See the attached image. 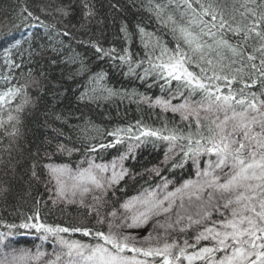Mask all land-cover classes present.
Masks as SVG:
<instances>
[{"label":"snow or ice","instance_id":"6c2138e0","mask_svg":"<svg viewBox=\"0 0 264 264\" xmlns=\"http://www.w3.org/2000/svg\"><path fill=\"white\" fill-rule=\"evenodd\" d=\"M149 5L163 25H172L176 43L169 49L157 39L151 54L146 53L149 67L140 78L153 76L163 81L162 89L167 86L170 90L175 82L172 98L183 102L173 104L171 99L157 98L155 104L179 113L184 121H193L195 131L191 130L192 123L185 133L176 127L152 128L137 121L134 126L108 133L113 138L109 143L83 146L90 154L113 148L125 139L130 141L127 153L109 163L86 160L87 167L44 165L57 200L85 207L95 223H43L37 211L19 228L35 230L45 241L51 237L58 249L46 254L39 246L35 253L12 248V242L5 241L13 233H0V264H264V0H232L230 6L216 0L207 4L202 0H149ZM82 7L86 16L92 15L87 0H82ZM27 16L32 13L27 12ZM139 32L146 34L144 28ZM229 33L236 43L228 38ZM19 44L16 41L12 47ZM93 47L104 56L115 51ZM124 51L126 55L116 58L128 63L129 72H133L131 55ZM5 54H10L8 49ZM79 55L74 53L70 59L74 65L78 63L77 73L86 75L90 69L84 58L77 62ZM142 66L140 61L137 67ZM92 78L98 83L104 76L97 73ZM25 87L11 86L0 94V111ZM254 87L260 90L252 91ZM104 91L110 96L116 94L111 89ZM28 102L25 92L15 111H22ZM14 120L19 122L8 111L6 120L0 118V128ZM15 132L13 126V132L6 131L5 135ZM81 132L86 135V129ZM155 141L168 144L165 162L169 153L179 148L181 160L172 167H183L190 160L195 179H187L171 191L165 180L157 186L163 195L146 191L102 213L108 191L115 195V186L128 175L123 166L128 154L141 144ZM56 151L71 155L81 149L57 144ZM205 156L207 159L202 160ZM89 195L91 203L86 200ZM152 221L149 231L146 226ZM142 231L147 234L141 235ZM189 231L194 233L192 242L185 239L181 244L176 237ZM75 233L91 241L66 238Z\"/></svg>","mask_w":264,"mask_h":264},{"label":"trees","instance_id":"16d2710c","mask_svg":"<svg viewBox=\"0 0 264 264\" xmlns=\"http://www.w3.org/2000/svg\"><path fill=\"white\" fill-rule=\"evenodd\" d=\"M87 2L92 9L89 16L85 15L82 0H0V94L11 86H26L10 106L5 105L0 111V118L6 120L8 111H11L19 121L14 120L12 125L5 124L0 128V231L13 233L9 236L13 244L33 245L42 241L52 245L51 237L45 242L38 238L40 234L35 230L19 228L37 211L43 223H84L89 226L94 223L89 219L86 208L52 204L43 165L46 155L55 162L76 165L89 159L106 161L126 154L130 143L126 139L113 148L98 149L90 154L84 152L83 146L109 143L113 138L108 133L116 128L134 126L137 121L152 128L176 127L185 133L192 123L191 130L195 131L193 121H184L178 113L165 111L145 100L160 97L182 102L179 97L172 98L175 82L170 90L167 86L162 89L163 81L153 76L140 78L144 76V69L149 67L146 53L151 54L157 39L169 49L175 47L172 25L165 26L156 18L150 10L149 0ZM202 2L207 4L212 0ZM216 2L230 6L232 0ZM193 6L196 7L195 4ZM27 12L32 16L28 17ZM139 28H144L146 34H141ZM65 32L71 35L66 37L63 35ZM5 36L14 39L5 40ZM228 38L236 43L232 34L229 33ZM16 41L20 44L13 48ZM145 43H148L147 48ZM93 45L105 51H115L104 56L98 54ZM5 49L9 50V55L5 54ZM125 49L131 55L133 72H129L128 63L116 58L126 55ZM74 53L80 54L77 62L81 57L87 61L90 71L86 75L77 73L78 63L74 65L70 59ZM140 61H143V66L137 67ZM97 73L104 79L94 83L92 77ZM105 89L116 94L110 96ZM251 90L258 92L260 89L254 87ZM25 92L29 102L23 105L22 111L16 112ZM195 99L198 100L199 96ZM13 126L15 135H5L6 131L13 132ZM81 129H86V135ZM57 144L81 151L71 155L59 153ZM167 150L168 144L163 141L148 142L134 148L128 154L129 158L124 160L133 177L125 176L115 186V195L113 191L108 194L107 206L153 187L160 179L181 184L195 176L190 160L183 167H172L173 163L181 160L179 148L167 162H162ZM206 159V156L202 157V160ZM154 166L159 167V175L150 171ZM8 225L17 227L10 229ZM193 235L189 231L176 238L182 244L185 239L192 242ZM66 238L91 241L79 233L67 234Z\"/></svg>","mask_w":264,"mask_h":264},{"label":"rangeland","instance_id":"374dc122","mask_svg":"<svg viewBox=\"0 0 264 264\" xmlns=\"http://www.w3.org/2000/svg\"><path fill=\"white\" fill-rule=\"evenodd\" d=\"M157 98H160V97L151 98V99H150V98H145V100H146L148 103H150V104H152V105H154V106H157V107L161 108L160 106H158V105L155 104V100H156ZM162 99H164V98H162ZM171 102H172L173 104H178V103H176V102H173L172 100H171ZM182 102H183V101H182ZM182 102H179V103H182ZM161 109H162V108H161ZM178 114H179V113H178ZM179 115H180V114H179ZM174 153H175V152H174ZM174 153H169V156L171 157L172 155H174ZM118 157H119V156H116V157H113V158H111V159H109V160H106V161H98V160H95V159H89V160H94L95 163H109L110 161H112V160H114V159H116V158H118ZM162 162H165V156L162 158ZM48 163L67 164V163L55 162V161H53V160L50 158V156L46 155V159H45L43 165H46V164H48ZM68 165H69V164H68ZM69 166H70V165H69ZM77 166H80V167H87V163L84 162V163H81V164H79V165H77ZM123 166L125 167L124 161H123ZM72 167H76V166H72ZM125 168H126V167H125ZM126 169H127V168H126ZM158 170H159V167H156V166H154V167H150V171H152V173H157ZM108 174H110V172H109ZM45 175H46V185H47L48 195H49V198L51 199V202H52V204H53L54 206H58V205H64V206H68V205H76V206H78V207L85 208V207H83V206H81V205H79V204H68V203H66V202H64V201L57 200L56 195H55V192H54V189H53V185L47 182V172H46V169H45ZM126 177H127V178H131V177H133V175H132V174L130 175L129 172H128V175H126ZM192 179H195V176L192 177ZM165 180H167V181L169 182V183H168V189H167L168 191H171V190H173L174 188L179 187V186L182 184V183H181V184H173L169 179H160V180L157 181V183H156L153 187H151V188L145 189V190H143V191H141V192H139V193L133 194V195H131V196L124 197L122 200H120V201L117 202V203H109L110 206H107V204H106L105 207H104L103 209H101L102 213L105 212V211H111L113 207H118L119 203H122L124 200H127V199H129V198H131V197H136V196H138V195H141V194L145 193L146 191H157L159 194L163 195V189H162V188H158L157 186H158V185H162V183H163ZM112 191H113V190H109L108 193H107V195H106V197H105V199L107 200V203L109 202L108 194H109L110 192H112ZM97 194H99V193H97ZM86 200H87L88 203H91V202H92V201H91V195H89V196L86 198ZM53 201H56V202L54 203ZM112 204H113V205H112ZM159 219L163 220V217H160ZM93 220H94V218H93ZM94 223H95V221H94ZM152 223H154V221L150 222V224H149L148 226H146L147 230L150 231V230L152 229ZM0 233L7 234L5 231H2V230L0 231ZM134 234H135V232H134ZM140 234H141V235H146V234H147V231H142ZM174 234H175V233H174ZM174 234H173V235H174ZM77 239H79V238H77ZM8 241H11V242H12V240H11L10 237H8V240H6L5 243H7ZM44 241H45V240H44ZM45 242H47V241H45ZM11 246H12V248H17V249H31L33 253H35V252L37 251V247L39 246V251L44 252V253H46V254H51V253L53 252L54 248L58 249V247H59L58 245L55 244L54 241H53V243H52L51 246L44 244L42 241H38V242H36L35 244L33 243V245L13 244V242H12V245H11ZM2 248H3V246L0 245V249H2ZM5 251H7V250H5Z\"/></svg>","mask_w":264,"mask_h":264},{"label":"bare ground","instance_id":"6f19581e","mask_svg":"<svg viewBox=\"0 0 264 264\" xmlns=\"http://www.w3.org/2000/svg\"><path fill=\"white\" fill-rule=\"evenodd\" d=\"M67 164H69V163H67ZM70 166H77V165H79V164H76V165H72V164H69ZM123 199V198H122ZM40 236H38V238H39ZM31 239H32V237H31ZM34 242V241H33Z\"/></svg>","mask_w":264,"mask_h":264}]
</instances>
